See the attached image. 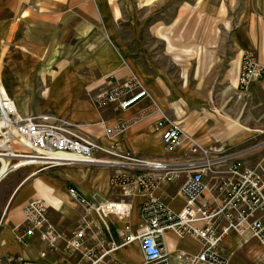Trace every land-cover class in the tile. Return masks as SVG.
Returning <instances> with one entry per match:
<instances>
[{
  "label": "crops",
  "instance_id": "0c3cea01",
  "mask_svg": "<svg viewBox=\"0 0 264 264\" xmlns=\"http://www.w3.org/2000/svg\"><path fill=\"white\" fill-rule=\"evenodd\" d=\"M160 3L161 0H0V77L21 114H50L98 145L114 147L119 154L138 160L178 159L184 149L165 150L161 141L163 131H156L160 115L152 110L155 103L202 143L227 146L219 127H198L182 119L178 109L173 108L171 100L179 84L170 68L177 67L180 59L200 57L209 68H225L220 75L231 90L237 89L245 52L254 53L264 64V0H195L190 11L203 7L206 16L218 13L221 33L211 36L207 27L210 23L205 20L207 34H185L183 40L163 34L154 38L152 46L146 36L147 13ZM228 3L234 4L237 14L236 28L230 36L226 35L230 24L223 18ZM179 19L178 14L172 23ZM132 76L141 80L151 94L150 99L123 112L95 107L96 96ZM183 77L185 80V74ZM184 80L182 88L187 87ZM252 92L260 96L264 80L254 85ZM123 123L127 129L122 134H106L107 129ZM96 158L119 161L100 152ZM82 167L88 170L83 171ZM10 168L6 163L0 164V264H80V256L68 252L65 244L85 215L84 209L70 197V188L96 206L130 207L128 216L101 211L105 225L96 213L90 220L106 248H116L108 261L143 264L139 242L125 244L123 236L127 225V236L139 234L143 199H124L109 184L111 176L124 172V168L114 164L78 165L57 171L54 177H37L43 171L31 172L28 165L7 173ZM90 169L94 171L92 176ZM211 181L212 177H208L205 184L209 186ZM183 182L181 176L169 185H161L153 197L162 198L170 209L180 213L186 203L180 193ZM33 201L45 204L49 224L62 235L54 250L40 238L45 229L36 232L26 245L18 240L16 228L24 219L25 206ZM162 242L166 264H189L201 251V241L193 237L180 239L167 232ZM222 248L229 264H264L263 247L249 230L241 235L230 234Z\"/></svg>",
  "mask_w": 264,
  "mask_h": 264
},
{
  "label": "built area",
  "instance_id": "2783aa9c",
  "mask_svg": "<svg viewBox=\"0 0 264 264\" xmlns=\"http://www.w3.org/2000/svg\"><path fill=\"white\" fill-rule=\"evenodd\" d=\"M263 79L264 64L254 53L245 52L237 80L239 94H245ZM150 98L151 94L141 80L132 76L96 96L94 105L98 109L112 107L123 112ZM152 110L160 115L156 131H163L161 141L165 150L183 148L184 154L180 158L172 161L138 160L119 154L114 147L106 149L98 145L50 114L23 115L6 92L0 77V164L11 167L7 173L24 165L35 167L38 172L78 165L114 164L124 168V172L111 176L109 184L124 199H143L139 234L127 236L130 231L127 225L123 235L125 244L134 240L139 242L143 264H166L162 238L167 232L180 239L193 237L201 241L199 255L189 260V264H229L222 248L224 239L247 230L264 250V157L256 168L250 169L244 161L248 150H235L218 143L204 144L187 133L181 124L173 122L155 103ZM126 125L117 124L107 129L106 134H122ZM99 152L119 161L97 159ZM181 176L184 182L180 193L186 203L183 210L176 213L162 198L153 197V193L159 186L169 185ZM208 177H212L209 186L205 184ZM69 195L84 209L85 215L78 229L65 240L68 252L80 256V264H117L107 260L115 246L106 248L98 238L90 216L96 213L105 225L102 212L108 210L128 216L130 207L122 204L96 206L75 188L69 189ZM23 216L16 228L19 242L26 245L36 232L45 229L40 238L54 250L62 235L49 224L45 204L30 202L25 206ZM1 225L0 222V229ZM261 259L264 262V253Z\"/></svg>",
  "mask_w": 264,
  "mask_h": 264
},
{
  "label": "rangeland",
  "instance_id": "374dc122",
  "mask_svg": "<svg viewBox=\"0 0 264 264\" xmlns=\"http://www.w3.org/2000/svg\"><path fill=\"white\" fill-rule=\"evenodd\" d=\"M193 5L195 0H161L154 11L147 13L148 45L154 46V38L163 34L179 36L180 40H183L185 34L195 36L207 34L208 28L211 36L220 34L218 13L206 16L203 7L190 11ZM178 14L179 22L172 23L178 18ZM223 18L228 25L230 24L226 30V35L230 36L236 28L237 21L234 4L228 3L227 10H223ZM205 20H208L212 26L209 24L206 28L208 22H204ZM170 70L173 75L175 74L179 84L171 104L174 109H178L182 119L192 121L198 127L214 129L219 127L221 133H224L227 146L235 150H248L249 154L244 159L246 166L250 169L256 168L264 157V92H261L260 96L252 92V87L258 84L251 86L245 94H239L237 89L231 90L225 78L220 75L223 71L225 73V68L221 69L217 65L209 68L206 66V60L200 57L180 59L177 67H172ZM183 80L187 83L186 88H182ZM168 116L171 119V116ZM255 130L257 133H254ZM29 169L31 172H38L35 167ZM63 169L45 170L37 177L43 175L54 177L57 171ZM80 169L88 170L84 167ZM92 169H90L91 176L94 172ZM87 175L89 176L88 173ZM176 203L179 204L178 201Z\"/></svg>",
  "mask_w": 264,
  "mask_h": 264
}]
</instances>
